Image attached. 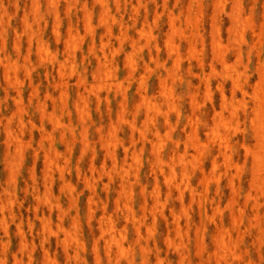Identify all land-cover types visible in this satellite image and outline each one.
Here are the masks:
<instances>
[{
  "label": "rangeland",
  "instance_id": "rangeland-1",
  "mask_svg": "<svg viewBox=\"0 0 264 264\" xmlns=\"http://www.w3.org/2000/svg\"><path fill=\"white\" fill-rule=\"evenodd\" d=\"M263 142L264 0H0V264H264Z\"/></svg>",
  "mask_w": 264,
  "mask_h": 264
},
{
  "label": "bare ground",
  "instance_id": "bare-ground-1",
  "mask_svg": "<svg viewBox=\"0 0 264 264\" xmlns=\"http://www.w3.org/2000/svg\"><path fill=\"white\" fill-rule=\"evenodd\" d=\"M74 2H75V1H74ZM36 20H37V19H36ZM171 25H173V24H171ZM29 27L31 28V26H29ZM91 29H92V28H91ZM92 30H93V29H92ZM57 31H58V30H57ZM90 31H91V30H90ZM54 32H55V31H54ZM108 33H109V32H108ZM70 34H71V33H70ZM110 34H111V32H110ZM74 37H75V36H74ZM77 37H78V36H77ZM71 43H72V42H71ZM100 44H101V43H100ZM43 45H44V44H43ZM70 46H71V45H70ZM76 46H77V44H76ZM91 46H92V45H90L89 47H91ZM74 47H75V46H74ZM48 48H49V47H48ZM67 48H68V47H67ZM42 52H43V50H42ZM104 52H106V51H104ZM104 52H101V53H102V56H103V53H104ZM49 53H50V52H49ZM51 54H52V53H51ZM72 54H73V53H72ZM72 54H71V55H72ZM39 55H41V54H39ZM39 55H38V56H39ZM52 56H53V55H52ZM70 57H71V56H70ZM104 57H106V56H104ZM219 57H221V56H219ZM41 58H42V57H41ZM39 59H40V58H39ZM104 59H105V58H104ZM222 59H223V58H222ZM44 60H45V59H44ZM106 60H107V59H106ZM220 60H221V58H220ZM2 62H3V61H2ZM72 62H73V61H72ZM68 63H69V62H68ZM223 63H224V61H223ZM65 64H66V63H65ZM65 64H64V65H65ZM104 64L106 65V63H104ZM62 65H63V64H62ZM62 65H61V66H62ZM102 65H103V64H102ZM107 66H108V65H107ZM131 66H132V65H131ZM73 67H74V66H73ZM101 67H102V66H101ZM105 67H106V66H105ZM103 68H104V67H103ZM103 68H102V70H103ZM105 69H106V68H105ZM107 69H108V68H107ZM59 70H60V69H59ZM61 71H62V70H61ZM105 71H106V70H105ZM62 72H63V71H62ZM102 72H103V71H102ZM60 73H61V72H60ZM60 73H59V74H60ZM129 73H130V72H129ZM113 74H114V73H113ZM60 75H61V74H60ZM100 75H101V74H100ZM103 76H104V75H103ZM59 77H60V76H59ZM105 77H106V76H105ZM102 78H103V77H102ZM13 79H14V78H13ZM17 79H18V78H17ZM61 79H62V78H61ZM62 80H63V79H62ZM62 80H61V81H62ZM61 81H60V82H61ZM105 81H106V80H105ZM107 81H108V80H107ZM109 81H110V80H109ZM111 81H112V80H111ZM100 82H101V81H100ZM114 82H115V80H114ZM81 83H82V82H81ZM108 83H109V82H108ZM144 83H145V82H144ZM111 84H113V83H111ZM117 84H118V83H117ZM139 86H140V85H139ZM62 88H63V87H62ZM115 89H116V88H115ZM104 90H105V89H104ZM10 95H12V94H10ZM95 96H96V95H95ZM81 97H82V96H81ZM98 97H99V96H98ZM260 98H261V96H260ZM98 99H99V98H98ZM147 100H148V99H147ZM260 100H262V99H260ZM41 108H42V107H41ZM150 109H151V108H150ZM18 110H19V109H18ZM151 110H152V109H151ZM258 110H260V109H258ZM255 111H256V110H255ZM41 112H42V111H41ZM80 113H81V112H80ZM254 115H255V114H254ZM150 116H151V115H150ZM258 116H260V115H258ZM145 117H146V116H145ZM255 117H256V116H255ZM148 120H149V119H148ZM151 121H152V119H151ZM151 121H150V122H151ZM129 123H130V122H129ZM258 123H259V121L257 122V124H258ZM261 123H262V121H261ZM11 128H12V127H11ZM139 132H140V131H139ZM256 132H257V130H256ZM260 132H262V130H261ZM262 133H263V132H262ZM9 134H10V133H9ZM259 134H260V133H259ZM257 135H258V134H257ZM18 137H19V136H18ZM220 140H222V139H220ZM219 142H220V141H219ZM220 143H221V142H220ZM263 143H264V142H263ZM222 144H224V143H222ZM225 144H226V142H225ZM257 144H258V143H257ZM156 149H157V148H156ZM254 151H256V149H255ZM258 151H259V149L257 150V152H258ZM154 152H155V151H154ZM257 152H256V153H257ZM262 152L264 153V151H262ZM262 152H259V153L263 154ZM225 154H226V153H225ZM263 156H264V155H263ZM179 157H180V155H179ZM227 157H228V156H227ZM225 158H226V157H225ZM161 159H162V158H161ZM253 161H254V160H253ZM255 161H258V162H259L260 160H256V159H255ZM261 163H262V162H261ZM253 164H255V163L253 162ZM56 166H57V165H56ZM256 172H257V171H256ZM173 175H174V174H173ZM255 175H257V174H255ZM182 176H183V174H182ZM262 176H263V175H262ZM185 177H186V176H185ZM256 179H257V178H256ZM260 179H262V178H260ZM256 181H259V179H257ZM263 182H264V181H263ZM171 183H172V182H171ZM173 184H174V183H173ZM263 185H264V184H263ZM253 187H254V186H253ZM259 187H260V186H259ZM259 187H258V188H259ZM255 189H256V188H255ZM261 189H262V188H261ZM261 189H260V190H261ZM180 190H181V189H180ZM261 192H262V191H261ZM256 193H258V192H256ZM250 196H251V194H250ZM250 196H248V197H250ZM252 198H253V197H252ZM160 200H161V199H160ZM253 200H254V199H253ZM159 202H160V201H159ZM257 202H258V201H257ZM151 211H152V210H151ZM132 219H133V218H132ZM134 225H135V224H134ZM103 227H104V226H103ZM101 228H102V227H101ZM136 229H137V227H136ZM102 230H103V229H102ZM144 230H145V229H144ZM146 232H147V231H146ZM218 232H219V231H218ZM223 233H224V232H223ZM146 234H147V233H146ZM217 240H218V239H217ZM224 242H225L224 239L221 238L220 243L223 245ZM230 245H231V244H230ZM118 246L121 248V244H119ZM105 250H106V249H105ZM224 255H226V254H224ZM106 256H107V254H106ZM114 257H115V256H114ZM107 258H108V257H107ZM215 260H216V258H215ZM113 261H114V260H113ZM116 261H117V260H116Z\"/></svg>",
  "mask_w": 264,
  "mask_h": 264
}]
</instances>
